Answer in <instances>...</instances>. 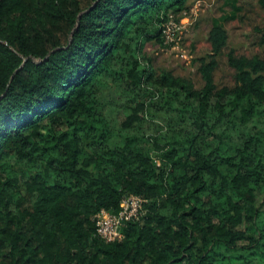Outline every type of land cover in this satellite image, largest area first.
I'll use <instances>...</instances> for the list:
<instances>
[{"label":"trees","instance_id":"16d2710c","mask_svg":"<svg viewBox=\"0 0 264 264\" xmlns=\"http://www.w3.org/2000/svg\"><path fill=\"white\" fill-rule=\"evenodd\" d=\"M188 8L0 0V264H264V23L218 85L213 17L196 87L144 50ZM129 193L145 211L103 238Z\"/></svg>","mask_w":264,"mask_h":264},{"label":"rangeland","instance_id":"374dc122","mask_svg":"<svg viewBox=\"0 0 264 264\" xmlns=\"http://www.w3.org/2000/svg\"><path fill=\"white\" fill-rule=\"evenodd\" d=\"M188 10L169 13L168 19L183 12L175 39L167 42L149 40L144 46L157 71L170 69L176 75L189 78L196 87L202 85L198 70V56L210 49L207 39L213 17H219L228 31V41L214 71L218 85L233 83V69L227 64L226 53L251 54L261 51L259 31L256 26L264 23V4L260 0H186ZM160 121L159 116H154ZM147 124V121L144 123Z\"/></svg>","mask_w":264,"mask_h":264},{"label":"built area","instance_id":"2783aa9c","mask_svg":"<svg viewBox=\"0 0 264 264\" xmlns=\"http://www.w3.org/2000/svg\"><path fill=\"white\" fill-rule=\"evenodd\" d=\"M179 20L167 19L162 23V36L170 42L175 39ZM145 198L139 194L129 193L121 201L118 211H110L101 207L95 214L96 232L107 240L122 236V225L129 218H138L144 211Z\"/></svg>","mask_w":264,"mask_h":264}]
</instances>
